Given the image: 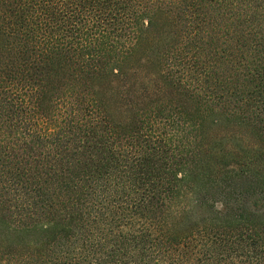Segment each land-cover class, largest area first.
Wrapping results in <instances>:
<instances>
[{
	"label": "trees",
	"instance_id": "1",
	"mask_svg": "<svg viewBox=\"0 0 264 264\" xmlns=\"http://www.w3.org/2000/svg\"><path fill=\"white\" fill-rule=\"evenodd\" d=\"M0 264H264V0H0Z\"/></svg>",
	"mask_w": 264,
	"mask_h": 264
},
{
	"label": "rangeland",
	"instance_id": "2",
	"mask_svg": "<svg viewBox=\"0 0 264 264\" xmlns=\"http://www.w3.org/2000/svg\"><path fill=\"white\" fill-rule=\"evenodd\" d=\"M243 128L244 127L239 126V125H234V124L229 125L226 123V120L220 119V122H218V125L210 124L208 125L207 130L209 131V134H211L210 136L211 140H213L216 137L214 140L217 141L218 136L221 135V137L224 136L222 137L223 141H226L227 139H229L235 142L236 144H238L237 141L241 140L242 137H245V135L248 134L247 131H245V129ZM237 138L239 139L236 141Z\"/></svg>",
	"mask_w": 264,
	"mask_h": 264
}]
</instances>
